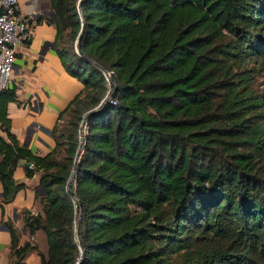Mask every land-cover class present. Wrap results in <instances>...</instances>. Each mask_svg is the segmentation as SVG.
<instances>
[{"label":"trees","instance_id":"16d2710c","mask_svg":"<svg viewBox=\"0 0 264 264\" xmlns=\"http://www.w3.org/2000/svg\"><path fill=\"white\" fill-rule=\"evenodd\" d=\"M78 3L51 0L54 51L83 87L49 153L11 131L16 89L0 90V203L29 162L42 193L23 225L47 243L3 221L10 264H264V0Z\"/></svg>","mask_w":264,"mask_h":264},{"label":"crops","instance_id":"0c3cea01","mask_svg":"<svg viewBox=\"0 0 264 264\" xmlns=\"http://www.w3.org/2000/svg\"><path fill=\"white\" fill-rule=\"evenodd\" d=\"M20 11L32 21L30 38L16 49V59L10 86L16 89L17 100L9 102L7 114L11 131L34 154L45 155L54 147L52 128L59 112L80 92L83 85L66 72L54 51L56 30L51 20V0H19ZM39 21V22H38ZM20 62V63H19ZM1 135H3L0 132ZM25 161H20L14 179L25 183L11 203H0V264H10V233L3 221L10 220L20 231L21 243H36L43 254L47 253L44 234L38 231L30 236L23 225L25 213L37 214L40 205L36 193L40 187L39 174L27 177ZM2 186L0 184V197ZM27 264H39L35 252L25 258Z\"/></svg>","mask_w":264,"mask_h":264},{"label":"built area","instance_id":"2783aa9c","mask_svg":"<svg viewBox=\"0 0 264 264\" xmlns=\"http://www.w3.org/2000/svg\"><path fill=\"white\" fill-rule=\"evenodd\" d=\"M31 33L32 21L21 13L19 0H0V90L10 84L16 49Z\"/></svg>","mask_w":264,"mask_h":264},{"label":"water","instance_id":"95a60500","mask_svg":"<svg viewBox=\"0 0 264 264\" xmlns=\"http://www.w3.org/2000/svg\"><path fill=\"white\" fill-rule=\"evenodd\" d=\"M80 2H81V0H79L78 8L80 7ZM51 17H52V13H51ZM76 50H77V53H82V52H81V49H80V47H79V38H78V40H77ZM105 75H106V77H107L108 79H110V75H109L107 72H105ZM112 94H113V93H112ZM112 94L107 98V102L110 101V99H111V97H112ZM80 148H81V147H80ZM80 148H79V150H78V152H77L76 160L78 159V157H79V155H80ZM24 165H25V166H31V164H30L29 162H25ZM69 189L71 190V183L69 184ZM38 192H39V194L42 193V187H39V188H38ZM80 218H81V213H80V215H79V217H78V220H80ZM76 233H77V238H78V242H79L80 252H81L82 255H84V247H83L82 242H81V240H80L79 227L77 228ZM80 262H81V261H77L75 264H80Z\"/></svg>","mask_w":264,"mask_h":264},{"label":"rangeland","instance_id":"374dc122","mask_svg":"<svg viewBox=\"0 0 264 264\" xmlns=\"http://www.w3.org/2000/svg\"><path fill=\"white\" fill-rule=\"evenodd\" d=\"M19 63H20V62H19ZM13 75H14V74H13V72H12V76H11V77H13ZM258 81H261V79H259ZM260 89H264V85H262V86L260 85Z\"/></svg>","mask_w":264,"mask_h":264}]
</instances>
